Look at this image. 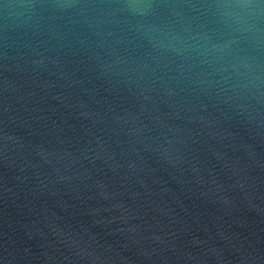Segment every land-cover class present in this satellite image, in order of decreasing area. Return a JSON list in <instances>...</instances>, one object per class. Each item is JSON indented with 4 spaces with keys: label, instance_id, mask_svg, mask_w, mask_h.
Here are the masks:
<instances>
[{
    "label": "water",
    "instance_id": "1",
    "mask_svg": "<svg viewBox=\"0 0 264 264\" xmlns=\"http://www.w3.org/2000/svg\"><path fill=\"white\" fill-rule=\"evenodd\" d=\"M0 264H264V0H0Z\"/></svg>",
    "mask_w": 264,
    "mask_h": 264
}]
</instances>
